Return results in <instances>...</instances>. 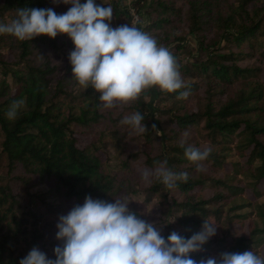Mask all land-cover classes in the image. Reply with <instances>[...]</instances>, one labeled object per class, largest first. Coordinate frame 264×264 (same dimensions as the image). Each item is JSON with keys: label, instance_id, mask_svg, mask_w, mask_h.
<instances>
[{"label": "trees", "instance_id": "1", "mask_svg": "<svg viewBox=\"0 0 264 264\" xmlns=\"http://www.w3.org/2000/svg\"><path fill=\"white\" fill-rule=\"evenodd\" d=\"M95 2L113 9V28L144 21L137 27L178 60L191 95L153 87L106 110L74 80L69 37L0 35V264H19L34 247L54 260L59 217L88 196L126 199L165 239L190 238L209 220L217 234L189 254L197 264L225 252L264 257V0ZM25 7L62 14L71 5L0 0V22ZM135 112L148 129L141 135L120 124ZM188 145L210 149L204 171L186 158ZM164 160L188 181L144 184L142 171Z\"/></svg>", "mask_w": 264, "mask_h": 264}, {"label": "clouds", "instance_id": "2", "mask_svg": "<svg viewBox=\"0 0 264 264\" xmlns=\"http://www.w3.org/2000/svg\"><path fill=\"white\" fill-rule=\"evenodd\" d=\"M71 5L67 12L57 14L52 8H17L15 17L0 22V35L14 36L20 41H32L47 36L55 39L66 35L75 48L70 52L74 80L84 89L99 93L103 109L126 106L139 99L146 90L156 87L167 93H178V100H186L190 89L180 71V63L170 50L160 45L147 32L124 24L113 28V9L96 4L95 0H53ZM23 100L14 101L6 113L15 120ZM120 124L137 135L148 131L140 112L125 116ZM152 129L160 135L153 125ZM185 141H181L184 147ZM210 149L201 150L188 145L186 158L197 172L204 171L203 162ZM141 179L148 185L153 180L167 189L177 187L178 181L187 182V172L176 173L167 160L157 162L154 169H144ZM56 238L62 246L54 249L50 259L38 248H33L19 264H197L190 253L217 234V227L205 220L202 230L190 238L172 232L167 239L160 228L130 211L126 199L115 203L85 198L83 205L74 206L67 215L59 217ZM198 264H264V257L254 251L225 252L219 257L201 259Z\"/></svg>", "mask_w": 264, "mask_h": 264}, {"label": "rangeland", "instance_id": "3", "mask_svg": "<svg viewBox=\"0 0 264 264\" xmlns=\"http://www.w3.org/2000/svg\"><path fill=\"white\" fill-rule=\"evenodd\" d=\"M133 1H134V0H124V5H126V6L132 5ZM138 18H139V17H138ZM139 19H140V18H139ZM139 23H143V24H144V21L140 22V20H139V21L135 20V26H136V27H137V25H138ZM263 251H264V250H263Z\"/></svg>", "mask_w": 264, "mask_h": 264}, {"label": "built area", "instance_id": "4", "mask_svg": "<svg viewBox=\"0 0 264 264\" xmlns=\"http://www.w3.org/2000/svg\"><path fill=\"white\" fill-rule=\"evenodd\" d=\"M135 20L139 21V18H138V16H135ZM139 24H140V23H139Z\"/></svg>", "mask_w": 264, "mask_h": 264}]
</instances>
